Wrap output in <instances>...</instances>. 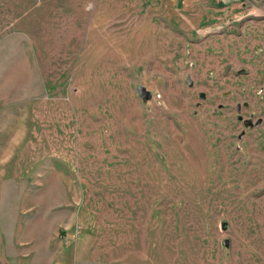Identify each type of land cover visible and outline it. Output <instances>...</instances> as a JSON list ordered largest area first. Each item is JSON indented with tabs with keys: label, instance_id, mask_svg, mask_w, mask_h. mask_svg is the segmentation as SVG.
<instances>
[{
	"label": "rangeland",
	"instance_id": "1",
	"mask_svg": "<svg viewBox=\"0 0 264 264\" xmlns=\"http://www.w3.org/2000/svg\"><path fill=\"white\" fill-rule=\"evenodd\" d=\"M0 264H264V0H0Z\"/></svg>",
	"mask_w": 264,
	"mask_h": 264
},
{
	"label": "water",
	"instance_id": "2",
	"mask_svg": "<svg viewBox=\"0 0 264 264\" xmlns=\"http://www.w3.org/2000/svg\"><path fill=\"white\" fill-rule=\"evenodd\" d=\"M203 96V95H202ZM239 119H243V117L240 115L239 116ZM262 122V119H259V121H258V123L260 124ZM253 122H252V120L251 119H248V120H246V124L247 125H250V124H252ZM223 226H224V228H226L227 227V223L225 222L224 224H223Z\"/></svg>",
	"mask_w": 264,
	"mask_h": 264
},
{
	"label": "crops",
	"instance_id": "3",
	"mask_svg": "<svg viewBox=\"0 0 264 264\" xmlns=\"http://www.w3.org/2000/svg\"><path fill=\"white\" fill-rule=\"evenodd\" d=\"M224 4H227V3H230V2H233L234 3V1H239V0H221ZM226 2V3H225Z\"/></svg>",
	"mask_w": 264,
	"mask_h": 264
}]
</instances>
